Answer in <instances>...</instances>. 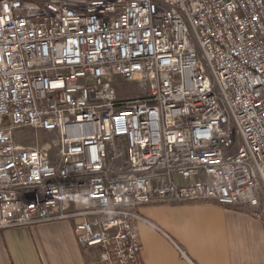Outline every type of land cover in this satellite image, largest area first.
<instances>
[{"label": "built area", "instance_id": "1", "mask_svg": "<svg viewBox=\"0 0 264 264\" xmlns=\"http://www.w3.org/2000/svg\"><path fill=\"white\" fill-rule=\"evenodd\" d=\"M188 202L264 221V0H0V229L143 264L134 209Z\"/></svg>", "mask_w": 264, "mask_h": 264}, {"label": "crops", "instance_id": "2", "mask_svg": "<svg viewBox=\"0 0 264 264\" xmlns=\"http://www.w3.org/2000/svg\"><path fill=\"white\" fill-rule=\"evenodd\" d=\"M132 223L143 264H264V221L211 202L144 205ZM73 224L0 229V264H104L78 244Z\"/></svg>", "mask_w": 264, "mask_h": 264}, {"label": "rangeland", "instance_id": "3", "mask_svg": "<svg viewBox=\"0 0 264 264\" xmlns=\"http://www.w3.org/2000/svg\"><path fill=\"white\" fill-rule=\"evenodd\" d=\"M118 95L121 98H133L139 96L138 87L136 85L128 84L123 81L118 82ZM20 136V135H19ZM20 142L24 145H33L36 143V137L34 134H29L27 140L23 141L22 139H19ZM42 142L48 141L47 137L42 135L41 137Z\"/></svg>", "mask_w": 264, "mask_h": 264}]
</instances>
